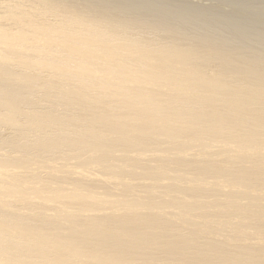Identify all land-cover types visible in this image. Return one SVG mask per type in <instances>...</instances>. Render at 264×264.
<instances>
[{
	"label": "clouds",
	"instance_id": "1",
	"mask_svg": "<svg viewBox=\"0 0 264 264\" xmlns=\"http://www.w3.org/2000/svg\"><path fill=\"white\" fill-rule=\"evenodd\" d=\"M153 3L164 14L127 22L151 46L143 55L87 42L67 0L0 4V264H260L250 245L264 234V0ZM145 140L172 174L143 175L137 190L169 193L178 217L207 224L216 210L185 209L170 189L230 169L239 187L199 242L99 210L110 208L94 195L115 189L97 178L140 166L130 154ZM186 149L201 158H175Z\"/></svg>",
	"mask_w": 264,
	"mask_h": 264
},
{
	"label": "snow or ice",
	"instance_id": "2",
	"mask_svg": "<svg viewBox=\"0 0 264 264\" xmlns=\"http://www.w3.org/2000/svg\"><path fill=\"white\" fill-rule=\"evenodd\" d=\"M150 149L155 148V141L145 140ZM215 151V149H211ZM151 153L141 154L133 151L130 158L139 162L140 166L126 169L122 175L114 180L112 177H99L105 180L106 189H115V191H103L94 195V199L110 208L111 213L116 217H138L150 221L154 228L168 240H184L191 243L199 242L201 235L206 234L212 229V222H219V201L200 199L193 196L194 191L207 192L209 194L219 195L224 192H232L238 189V185L229 181L230 169H220L216 173H201L198 175H189L186 177L183 188L170 189L171 193L181 192V202L185 209L194 206L211 208L216 211L209 214V222L205 224L203 218L195 214L184 217L176 216L173 211L166 206L165 201L169 199V193L139 191L136 188V178L141 175L155 174L166 181V178L172 174V170L161 165V160H150ZM92 158H95L93 154ZM176 159L181 161H192L201 158V155L192 150H183L176 154ZM213 177L209 180L207 177ZM160 203L157 204L156 202ZM198 201V203H197ZM114 202V203H112ZM198 225V230H176L180 224ZM215 231L217 240L223 239V234L219 230ZM127 233H122L121 238H126ZM261 261L264 264V234H262L261 243ZM104 264H147V262H104Z\"/></svg>",
	"mask_w": 264,
	"mask_h": 264
},
{
	"label": "bare ground",
	"instance_id": "3",
	"mask_svg": "<svg viewBox=\"0 0 264 264\" xmlns=\"http://www.w3.org/2000/svg\"><path fill=\"white\" fill-rule=\"evenodd\" d=\"M9 0H0V4L7 6ZM65 14L69 22L74 25L87 42L100 49L110 48L124 54H146L151 47L144 38L136 31L130 30L127 22H144L164 14L165 10L156 6L152 0H67ZM190 7H193L190 5ZM195 8V7H194ZM141 154L151 153L150 160L164 159V154L158 149H139ZM169 178V177H167ZM116 180L117 178H113ZM136 179H146L143 175ZM211 180L213 177L209 176ZM98 183H104L103 178H97ZM147 185L136 184V188ZM235 194V191L224 192L219 195L207 192L194 191L193 196L197 199H209L224 204ZM111 211L108 208L99 209ZM254 226L260 227L257 215ZM259 258L261 243L250 245Z\"/></svg>",
	"mask_w": 264,
	"mask_h": 264
},
{
	"label": "rangeland",
	"instance_id": "4",
	"mask_svg": "<svg viewBox=\"0 0 264 264\" xmlns=\"http://www.w3.org/2000/svg\"><path fill=\"white\" fill-rule=\"evenodd\" d=\"M153 1V0H152ZM191 6H193V8L194 7H199V5H196V4H192Z\"/></svg>",
	"mask_w": 264,
	"mask_h": 264
}]
</instances>
